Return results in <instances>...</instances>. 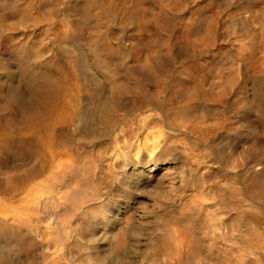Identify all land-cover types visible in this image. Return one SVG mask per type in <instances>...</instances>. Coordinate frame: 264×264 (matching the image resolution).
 <instances>
[{
    "label": "rangeland",
    "instance_id": "rangeland-1",
    "mask_svg": "<svg viewBox=\"0 0 264 264\" xmlns=\"http://www.w3.org/2000/svg\"><path fill=\"white\" fill-rule=\"evenodd\" d=\"M84 4L98 16L87 20L86 31L105 36L108 50L88 47L84 34L50 32L41 60L29 57L24 64L17 45L0 34L7 49L0 57V119L17 115L32 69L51 70L50 61L60 60L77 94L73 114L51 125L50 165L68 161L70 154L88 185L63 207L41 202L21 212L25 193L15 192L14 184L23 170L39 165V157L25 153L18 162L0 161V221L33 243L17 253L0 239V264H152L153 241L168 213H177L194 194H204L206 206L216 197L227 210L236 198L239 208L264 213V189H244L260 168L252 155L255 141L264 162V103L254 107L251 92L252 80L264 83L257 71L264 59V0H67L55 19L78 26ZM189 20L193 44L182 36ZM38 32L30 30L28 39L35 42ZM148 55L161 64L157 76L142 67ZM111 82L122 91L113 92ZM15 94L13 105L8 97ZM185 103L192 107L190 124L169 121ZM17 215L32 219L22 223ZM257 224L264 237V217ZM238 228L245 232V223L238 221ZM59 244L63 249L57 251ZM252 252L264 257V238L255 239Z\"/></svg>",
    "mask_w": 264,
    "mask_h": 264
},
{
    "label": "bare ground",
    "instance_id": "bare-ground-1",
    "mask_svg": "<svg viewBox=\"0 0 264 264\" xmlns=\"http://www.w3.org/2000/svg\"><path fill=\"white\" fill-rule=\"evenodd\" d=\"M66 1L0 0V34L3 32L11 44L17 45L18 57L22 63L26 64L29 57L35 61L41 60L42 55L49 49V47L47 48V41L50 32H58L62 37L84 34L86 35L88 47L95 49L97 52L109 49L105 36L101 35L100 32L86 31L87 20L98 18L97 14L87 4L83 5L85 8L81 6L84 21L78 26H74L65 20L57 21L55 19L59 5ZM71 2L72 0H68V4ZM75 6L76 4L73 5V10H75ZM112 10L106 13L111 16ZM126 20L128 19L126 18ZM130 20L134 22L133 19ZM135 20L138 22L137 18ZM163 21H166V19H162ZM193 22V20H189L183 28L182 36L187 44H193L194 42L189 37V31L194 27ZM30 30H39L35 42L28 39ZM233 34L237 35V32L234 31ZM6 53L7 49L2 47L0 41V57ZM147 57L142 64L144 71L149 75H159L161 64L152 55ZM50 62L51 70H30L31 73L28 74L27 79V91L23 93L22 101L17 104V115L12 111L11 114L2 115V119H0V161L12 158L18 162L25 153L39 157L37 160L39 165L23 170V176L14 184L15 192L25 193L21 198L20 209L21 212L26 213L30 204L41 202L49 203L56 208L63 207L66 202L75 200L78 191L88 187L85 179L79 177L80 164L70 154L67 155L68 161L58 160L53 166L50 165L53 160L49 150V141L52 138L51 125L58 120H65L73 114L77 94V87L67 78L68 76L63 70V63L58 59H52ZM71 63L72 60L69 59L67 65ZM257 71L264 73V59L259 62ZM110 87L115 93L122 91L116 82H111ZM251 92L255 101L254 107L264 103V83L262 81L252 80ZM16 95L8 97V101L12 102L13 105L14 102L17 103ZM189 109H192L190 104L181 105L178 110L171 112L169 121L186 127L193 117L189 115ZM2 113L0 112V115ZM252 147L253 159L257 161L260 168L251 173L252 184L244 189L247 193L257 194L264 189V162H262L263 159H261L262 156L259 152L262 149L261 142H253ZM46 166L51 167L49 173L38 183L28 189L25 188L24 184L37 175H42L47 168ZM95 179L96 177H94V181ZM234 182L235 180L232 179L233 186L229 185L233 190H235ZM206 198L204 194H194L191 196L190 202L177 213H168L162 234L156 241H153L155 246L153 249L151 248L154 250L152 264H230L233 262L234 264H264V257L257 259L252 252L255 239L264 238L258 232L257 224V221L264 217V213L256 214L239 208L236 204V198H230L232 200L230 204H232L229 205L227 210L225 209L224 200L220 201L221 198L216 197L211 198V206H206L203 203ZM17 216L22 223L30 222V219H32L31 216L26 218ZM238 221L245 223V232L241 234L239 233ZM0 239H6L9 243H12L18 251L17 253L28 251L33 246L31 241L25 242L22 232L12 229L7 223L1 221ZM46 246L44 242H39L41 250L48 249V246ZM61 249H63L61 244L57 245L56 250ZM47 263L50 264L49 260Z\"/></svg>",
    "mask_w": 264,
    "mask_h": 264
}]
</instances>
